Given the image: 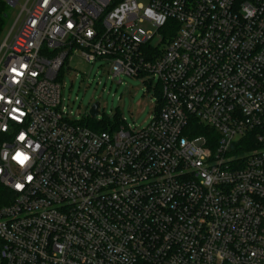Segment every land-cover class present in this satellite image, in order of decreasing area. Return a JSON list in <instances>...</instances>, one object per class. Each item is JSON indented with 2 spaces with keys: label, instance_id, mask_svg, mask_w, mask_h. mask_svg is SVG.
<instances>
[{
  "label": "built area",
  "instance_id": "built-area-1",
  "mask_svg": "<svg viewBox=\"0 0 264 264\" xmlns=\"http://www.w3.org/2000/svg\"><path fill=\"white\" fill-rule=\"evenodd\" d=\"M78 54L158 79L146 127L70 120ZM0 264H264V0H28L0 46Z\"/></svg>",
  "mask_w": 264,
  "mask_h": 264
},
{
  "label": "rangeland",
  "instance_id": "rangeland-1",
  "mask_svg": "<svg viewBox=\"0 0 264 264\" xmlns=\"http://www.w3.org/2000/svg\"><path fill=\"white\" fill-rule=\"evenodd\" d=\"M2 1L6 3V17L0 36V46L14 29L22 8L28 2L19 0L18 4L13 6L8 0ZM138 2L145 6L148 4V0ZM141 27L155 33L156 39H161L162 32L158 34L157 29L149 22ZM110 68L106 61L92 63L79 54L71 55L59 79L62 105L72 122L86 120L90 117L91 107L98 104L99 114L95 118L96 122L118 121L120 126L128 125L132 130L139 131L150 122L159 104L158 79L152 76L114 77Z\"/></svg>",
  "mask_w": 264,
  "mask_h": 264
},
{
  "label": "trees",
  "instance_id": "trees-1",
  "mask_svg": "<svg viewBox=\"0 0 264 264\" xmlns=\"http://www.w3.org/2000/svg\"><path fill=\"white\" fill-rule=\"evenodd\" d=\"M5 17H6V3L3 2L2 0H0V36L3 32ZM79 124L84 125L90 129H92L93 131H98V132L99 131L100 132L101 131H113L120 126L118 121H116L115 123H111L110 121H104L102 123H98V122H96L95 118H91V117H87L86 120L79 122ZM110 125H111V127H110ZM106 126H108L109 128H106ZM102 128L104 130H101ZM204 130L205 129H202V131H201L202 134H205ZM209 134H211V133H209Z\"/></svg>",
  "mask_w": 264,
  "mask_h": 264
},
{
  "label": "water",
  "instance_id": "water-1",
  "mask_svg": "<svg viewBox=\"0 0 264 264\" xmlns=\"http://www.w3.org/2000/svg\"><path fill=\"white\" fill-rule=\"evenodd\" d=\"M98 114V104H94L89 111V115L91 118H96Z\"/></svg>",
  "mask_w": 264,
  "mask_h": 264
},
{
  "label": "snow or ice",
  "instance_id": "snow-or-ice-1",
  "mask_svg": "<svg viewBox=\"0 0 264 264\" xmlns=\"http://www.w3.org/2000/svg\"><path fill=\"white\" fill-rule=\"evenodd\" d=\"M19 187V186H18Z\"/></svg>",
  "mask_w": 264,
  "mask_h": 264
}]
</instances>
